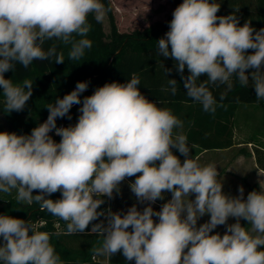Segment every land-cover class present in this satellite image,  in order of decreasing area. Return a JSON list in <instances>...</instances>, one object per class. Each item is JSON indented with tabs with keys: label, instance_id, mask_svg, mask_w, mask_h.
<instances>
[{
	"label": "clouds",
	"instance_id": "clouds-1",
	"mask_svg": "<svg viewBox=\"0 0 264 264\" xmlns=\"http://www.w3.org/2000/svg\"><path fill=\"white\" fill-rule=\"evenodd\" d=\"M219 8L214 0H183L157 41V55L175 62L186 95L213 115L226 107L225 94L218 102L209 85L231 91L234 79L245 88L251 82L256 101H264V28L257 31L250 22L241 26L234 13L218 16ZM105 14L101 0H0L2 111H23L33 95L32 80L14 82L5 73L15 72L17 65L27 69L34 61L64 63L57 42L70 46L69 60L80 61L92 47L88 17L100 23ZM171 72L165 69L167 77ZM167 83L175 95L177 80ZM88 84L77 82L70 93L47 104V119L30 134L0 132V192L16 190L17 202L39 204L66 222L68 234L101 237L90 249L93 258L120 254L126 264H264V189L246 198L242 186L237 196L225 194L217 166L202 165L191 155L183 121L147 99L137 76L105 83L81 100ZM74 105H81L77 123L58 127V118L71 120ZM53 130L59 142L50 135ZM131 177V192L146 206L101 209L102 197L120 194ZM56 192L60 199L46 198ZM165 193L171 199L154 210ZM205 215L210 219L198 226ZM221 225L224 234L214 233ZM0 264L64 262L48 232L0 214Z\"/></svg>",
	"mask_w": 264,
	"mask_h": 264
},
{
	"label": "trees",
	"instance_id": "trees-1",
	"mask_svg": "<svg viewBox=\"0 0 264 264\" xmlns=\"http://www.w3.org/2000/svg\"><path fill=\"white\" fill-rule=\"evenodd\" d=\"M101 2L106 9L110 30L105 31L103 21L97 23L91 15L88 17L92 27L87 38L92 41V47L86 50L85 56L80 61L69 60L70 46L57 42V51L64 53V63L34 61L27 69L17 65L15 72L5 73V78H12L14 82H21L24 79L33 81V95L23 111L6 114L2 111L3 104L0 102V117L8 127V132L30 134L34 127L47 119L49 113L46 105L54 103L57 97L62 98L70 93L75 89L77 82H89L87 90L81 94L83 100V97L92 95L96 88L105 83L114 81L125 83L135 75L140 79L138 87L147 99L157 102L159 107L170 108L173 114L183 121L182 131L188 140L196 141L205 148L226 147L232 145L234 141V144H243L238 154L244 156L253 155L247 148V144L252 143L256 161L264 170V151L257 147L261 145L260 137L264 136V101H256L251 82L249 87L245 88L234 79V87L231 91H227L225 86L217 88L215 85H209L218 102L221 94H225L223 104L226 107H218L214 115L204 112L201 105L186 95L181 76L174 67L175 62L171 58L157 55V41L169 30L172 15L164 21H156L144 28L124 31L117 25L112 0H101ZM182 2L183 0H173L176 6ZM214 2L220 5L218 16L234 13L241 26L245 22H250L257 31L264 28V0H214ZM51 43L53 42L49 41L45 48ZM165 69H172L168 77ZM184 75H189L187 68ZM168 79H176L178 82V91L175 95H172L169 89ZM199 79L203 81L207 77L201 76ZM79 107L81 105H74L70 110L71 120L67 117L58 118L57 126L75 125L80 115ZM257 111L261 113L258 119L255 117ZM50 135L56 142L61 139L54 130ZM36 194L38 193H33ZM46 198L58 200L61 198V193L56 192ZM102 199L105 203L101 209L110 207L113 212H116L117 202L122 201L120 194L116 193L112 199L107 197ZM165 202L167 201L162 200L160 205H157L158 211ZM0 214L29 221L40 231L48 232L51 243L64 264H126L120 254L110 259L93 258L90 249L94 245H99L101 237L87 233L68 234L66 222L42 210L37 203L29 205L17 202L16 193H7L0 199ZM57 222L60 223V227L56 226ZM241 224L248 226L247 221L244 220H241ZM87 231L90 232L89 229ZM127 264H134V261Z\"/></svg>",
	"mask_w": 264,
	"mask_h": 264
},
{
	"label": "crops",
	"instance_id": "crops-1",
	"mask_svg": "<svg viewBox=\"0 0 264 264\" xmlns=\"http://www.w3.org/2000/svg\"><path fill=\"white\" fill-rule=\"evenodd\" d=\"M259 140L261 145H257V147L262 148V150L264 151V147H262L264 146V136L260 137ZM236 141H238V139ZM188 144L192 149L191 155H193V157H197L202 165L214 164L217 166V170L219 172V176L217 179L219 182L223 184L222 190L225 194L234 196V176H238L240 178L238 179V182L237 181L235 182L237 190L241 186L249 188V191L250 190L259 191L260 189H264V170L261 167H259L256 161L252 143L247 144V148L253 153L252 156H248V157L247 156L245 157L242 154H238L239 148L243 144L241 143L234 144V141L232 145L226 147H211V148H205L196 141H191V140H188ZM214 146H218V145H214ZM173 151L174 154L179 156L181 160L184 159L183 156H180L178 151H176L175 149ZM245 158H247L250 161V164L252 165V167H254L255 170V171L253 170L255 172L253 176L255 177L251 179L252 181L250 180V178L249 179L247 178V176L249 175H244L243 172H238L234 170V163L242 162ZM134 180L135 177H131L121 184L120 197L122 201L117 202L115 209L116 212L118 211L126 212L127 209L131 207L133 204H137V207L140 210H142L143 207L146 206V204H139L136 201L134 194L131 192L129 188V183L134 182ZM164 195H165V199H164L165 201L171 199L170 193H165ZM191 198L194 199V196ZM161 201L162 200H157L155 204L152 205L154 210L158 211L156 207L157 205H160ZM154 219L157 218L154 217ZM209 219H210L209 216L201 217L200 220H198V226L200 224L207 222ZM228 223L229 224L234 223V218H229ZM225 231H226V226L221 225L214 230V233L219 232L221 235H223Z\"/></svg>",
	"mask_w": 264,
	"mask_h": 264
},
{
	"label": "rangeland",
	"instance_id": "rangeland-1",
	"mask_svg": "<svg viewBox=\"0 0 264 264\" xmlns=\"http://www.w3.org/2000/svg\"><path fill=\"white\" fill-rule=\"evenodd\" d=\"M112 2L117 25L120 30L124 31H131L134 28L141 29L156 21H164L172 15L174 9L177 7L174 5L173 0H112ZM103 23L105 31L109 32L110 25L107 14H105ZM260 115L261 113L258 112L255 115L256 119H258ZM3 131L8 132V127L0 117V132ZM234 170L243 172L244 175H249L247 178H250V180L255 177L253 176L255 173L254 167H252L247 158H245L242 162L234 163ZM238 179H240L238 176H234V196L239 195L235 183L236 181L238 182ZM243 189L244 196L246 198L247 194L251 190L249 191V188L247 187H243ZM12 193H16V190H12L11 194ZM5 194L7 193L0 192V199ZM205 216L207 217L208 215Z\"/></svg>",
	"mask_w": 264,
	"mask_h": 264
},
{
	"label": "built area",
	"instance_id": "built-area-1",
	"mask_svg": "<svg viewBox=\"0 0 264 264\" xmlns=\"http://www.w3.org/2000/svg\"><path fill=\"white\" fill-rule=\"evenodd\" d=\"M73 90H74V89H73ZM54 132H55V131H54ZM102 219H103V217H102ZM56 226H57V227H60V223L57 222V223H56ZM90 229H91V226H90V228H89V231H90Z\"/></svg>",
	"mask_w": 264,
	"mask_h": 264
}]
</instances>
